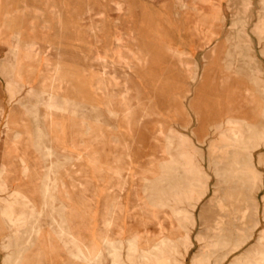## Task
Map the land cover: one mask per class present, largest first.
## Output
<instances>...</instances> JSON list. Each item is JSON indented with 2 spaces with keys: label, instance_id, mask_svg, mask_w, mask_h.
<instances>
[{
  "label": "rangeland",
  "instance_id": "374dc122",
  "mask_svg": "<svg viewBox=\"0 0 264 264\" xmlns=\"http://www.w3.org/2000/svg\"><path fill=\"white\" fill-rule=\"evenodd\" d=\"M196 1L0 0V264H94L96 252L100 255L99 264H129L127 244L133 241L135 242L132 244L136 247L131 256L137 260L140 256L143 218L135 207L131 209L128 200L135 190L133 186H137L139 200L143 199L141 202L144 206L162 208L166 207L167 202L165 198H153L155 186L159 184L167 187L166 183L175 186L184 184L182 174L185 171L180 164H176L177 162L171 163V178L164 179V166L168 165V161L152 162L144 159L148 153L156 150L166 159L169 157L173 160L170 155H174L177 161L182 160L180 152H184L185 159L192 161L199 169L197 174L206 179L208 189L200 198L197 196L200 183L198 179H193L195 186L192 185V192L178 204L186 212L185 220L188 224V244L186 249H180V261L181 264H190L203 246L197 236L209 233L206 231V225L217 215L227 219L223 215L224 212L218 211L211 201L217 182L215 169L219 164L217 154L210 155V149L216 144L223 145L222 134L227 130L229 119L238 124L247 122L256 130L257 135H261L259 142L247 144L254 171L260 178V184L258 182L253 189L256 200L255 214L248 213L241 222L234 220L235 227L244 230L253 223L252 233L236 250L223 254L219 261L212 260L203 264H245V257L254 262V252L262 245L259 239L264 237V0H211L208 5H217L223 20L215 29V38L201 50L197 46L196 36L192 33L195 21L193 9L206 4H197ZM239 12L244 15L245 29L252 45L251 52L248 57H229L226 52L231 49L233 42H227L225 39L231 31L235 14ZM96 23L100 27H96ZM90 26H94L95 31L87 29ZM217 43L222 46L218 55L221 59L219 71L209 57ZM24 52L26 53L23 54ZM175 52L179 54L178 58L174 55ZM98 57H103L106 64H109L107 78L112 75L109 73L111 69V77L116 76L114 66L126 67L125 78L128 81L122 80L119 83L121 85L113 88L116 93L126 90L127 97L137 95V105L130 106L129 102L124 105L117 104L118 98L105 99L106 109L111 108L112 114L104 108H99L101 111L97 117L103 118L104 124L94 128L95 137L91 138L92 142H88L98 151H102L93 156L89 155V161L96 167L92 175L96 179L95 182L101 184L96 185L95 206L88 212L84 203L80 202V217L51 219L45 216L48 208L45 200L39 202L36 208L26 200L29 199L30 187L26 180L24 181L23 167L27 161H31L32 156L41 155L26 153L24 147L41 146L42 140L46 139L38 133L41 131L38 127L45 126L41 124L44 117L31 112V109L38 110L42 97V102L47 100L45 86L51 81L50 77L52 79L58 71L66 77L65 84L72 96L85 102L87 107L99 102L92 89L94 74L98 75L100 71L92 69L94 60ZM181 61L195 63L197 72L194 79L189 76ZM137 62H140L139 66ZM17 73L19 77L15 75ZM217 73L221 83L218 95L215 93ZM115 79L119 80L118 77ZM50 90L52 89H49V92ZM123 106L128 111L121 112ZM31 121L32 130L35 126L38 128L36 139L30 136ZM10 139L16 141L13 146L18 149L14 151L19 153H14L16 157L8 161L5 140ZM168 140H171L172 144H168ZM45 142L44 144H47V140ZM158 142L165 143V147L158 148ZM85 156L81 154L78 160L84 168L87 163ZM260 158L262 162L259 163ZM114 173L118 175L112 176ZM88 176L86 169L80 170L81 178ZM106 181L109 186L105 187L102 182ZM84 188L81 186V196ZM35 212L38 216L32 217L31 214ZM93 213L94 217L91 216ZM51 220L55 221V228L51 227ZM229 228L232 230V226ZM49 231L53 232L52 236H48L51 235L48 234ZM99 234H109L113 241H102ZM51 239L58 247L55 250L47 249ZM69 239L72 242L71 249L59 248L64 247ZM5 244L7 247H4ZM226 250L227 248H224L217 253ZM65 253L70 254L71 260L65 258ZM240 257L243 261L238 262Z\"/></svg>",
  "mask_w": 264,
  "mask_h": 264
},
{
  "label": "bare ground",
  "instance_id": "6f19581e",
  "mask_svg": "<svg viewBox=\"0 0 264 264\" xmlns=\"http://www.w3.org/2000/svg\"><path fill=\"white\" fill-rule=\"evenodd\" d=\"M197 4L203 3L206 5H198V8L193 9L195 10V21L193 23V29H192V33L196 36V40H197V46L199 48V50L203 49L211 40H213L216 36L215 34V29H217L219 27V25L221 24L223 18L221 15V12L219 10V7H217V5H208L210 4L211 0H197L196 1ZM52 10V9H51ZM243 14L242 13H236L235 14V20L233 21V26L231 27V31L228 33V35L226 36L225 41L229 42H233V45L231 47L230 50H228L226 52V55L229 57H233L235 55H240V56H244V57H248L250 52H251V41L247 35L246 29H245V21L243 18ZM95 23V22H94ZM99 24H101L100 22H98ZM98 24V25H99ZM96 27H100L102 26V24L100 26L97 25V23L95 24ZM247 25V24H246ZM103 27V26H102ZM101 27V29H102ZM259 28V27H258ZM35 29V28H34ZM87 29H91L94 30L95 27L94 26H90V28L88 27ZM95 31V30H94ZM93 31V32H94ZM97 31V28H96ZM92 33V32H91ZM33 34V33H32ZM94 34V33H93ZM99 34V32H98ZM95 36V35H94ZM115 39H117L116 36H114ZM191 37V36H190ZM195 39V38H194ZM193 39V40H194ZM118 40V39H117ZM12 43V42H11ZM196 43V42H195ZM13 46V45H12ZM32 46V45H31ZM92 46V45H91ZM117 47V43L115 45ZM165 47V46H164ZM25 48V47H24ZM33 48V47H31ZM90 48V47H89ZM95 48V47H94ZM98 49V48H97ZM136 49V48H135ZM197 49V48H195ZM116 50V49H115ZM118 50V49H117ZM116 50V51H117ZM222 50V46L221 44H216L213 49L211 50L209 57L212 58V61L214 63V65L217 67V70L219 71V67L221 64V59L218 57L219 52ZM14 51V50H13ZM11 50V52H13ZM38 52V51H37ZM128 52V51H127ZM168 52V51H167ZM200 52V51H199ZM198 52V53H199ZM17 53V51H16ZM26 52H24L23 54H25ZM131 53V52H130ZM140 53V52H138ZM201 53V52H200ZM199 53V54H200ZM221 53V52H220ZM57 54V53H56ZM59 54V53H58ZM119 54V53H118ZM142 54V53H141ZM15 55V53H14ZM29 55V54H28ZM37 55V54H36ZM34 54V56H36ZM174 55L178 58L179 54L177 52L174 53ZM189 55V54H188ZM187 55V57H188ZM55 56V55H54ZM134 56V55H133ZM140 56V54L138 55ZM146 56V55H145ZM181 56V55H180ZM13 57V56H12ZM56 57V56H55ZM96 57V56H95ZM194 57V56H193ZM202 57V56H200ZM208 57V55H207ZM119 58V57H118ZM118 58H116L117 60H119ZM136 58V57H135ZM140 58V57H139ZM20 59V58H19ZM134 59V57H133ZM193 59V58H192ZM121 60V58H120ZM135 60V59H134ZM137 60V59H136ZM140 61V59H138ZM137 60V61H138ZM179 60V59H178ZM202 60V59H201ZM95 63L94 65H92V69H99V74L97 75L98 78L100 79V81L102 80L104 81H108L107 79V70H108V65L106 64L104 58H100L98 57L97 59L94 60ZM116 61V60H115ZM195 61V58H194ZM203 61V60H202ZM15 62V61H14ZM109 62V61H108ZM114 62V61H113ZM126 62V61H125ZM144 62V61H143ZM182 62V61H181ZM179 62V63H181ZM139 63V64H138ZM185 69L187 70L189 76L191 78L194 79V77L196 76V72H197V66L195 65V63L191 62V61H183L182 62ZM16 64V63H14ZM56 64V63H55ZM129 64V62L127 63V65ZM138 66L140 65V62H137ZM143 64V63H142ZM19 65V64H18ZM125 65V64H123ZM180 65V64H179ZM14 66V65H13ZM112 66V65H111ZM130 67V65H128ZM134 66V65H133ZM132 66V67H133ZM18 67V66H17ZM30 67V66H29ZM115 67V66H114ZM135 67V66H134ZM56 69V68H55ZM199 69V68H198ZM40 70V69H39ZM55 72V71H54ZM16 73V72H15ZM218 74V73H217ZM15 75H19L18 73ZM113 75V74H112ZM111 75V76H112ZM95 76V75H94ZM110 76V77H111ZM19 77V76H18ZM60 76L57 75V72L54 76H52V79L50 77V82L45 86V91L48 93L49 89H53L54 87V83L56 81H58ZM114 78V77H113ZM20 79V78H18ZM97 79V78H96ZM48 80V79H47ZM255 80V79H254ZM124 81H128L127 78L124 79ZM48 82V81H47ZM263 82V81H262ZM260 83V82H259ZM220 77L219 74L216 76V95L219 94L220 92ZM258 84V82H257ZM56 85V84H55ZM59 85V84H58ZM111 85V84H110ZM109 85V86H110ZM43 85H41L42 87ZM104 86V85H103ZM112 86V85H111ZM40 87V86H39ZM20 88V87H19ZM44 88V86H43ZM135 89V88H134ZM263 89V88H262ZM55 90V89H54ZM53 90V91H54ZM41 91V90H40ZM51 91V90H50ZM57 91V90H56ZM106 95L109 94L107 92V89L104 90ZM42 92V91H41ZM44 92V91H43ZM246 92V91H245ZM249 92V91H247ZM40 93V92H39ZM137 93V92H136ZM247 94V93H246ZM262 94V93H261ZM51 96V94H50ZM137 95H131L130 97L126 98V102H129L131 105L130 106H136L137 102L135 100V97ZM264 96V94H263ZM250 97V96H249ZM252 97V96H251ZM107 98V97H106ZM124 98V96H123ZM122 98V99H123ZM108 99V98H107ZM50 100V98H49ZM111 100V99H109ZM108 100V101H109ZM65 101V100H64ZM63 101V102H64ZM105 101V100H104ZM253 101V100H252ZM251 101V102H252ZM51 102V101H50ZM54 103V102H53ZM52 103V104H53ZM109 103V102H108ZM107 103V104H108ZM115 103V102H114ZM122 103V102H121ZM244 103H249L247 101H244ZM119 104V103H117ZM251 104V103H250ZM253 104V103H252ZM49 105V102H48ZM66 105V104H65ZM62 106V105H61ZM110 106V105H109ZM118 106V105H117ZM126 106V105H125ZM227 106V105H226ZM50 107V105H49ZM55 107V106H54ZM63 107V106H62ZM104 107V106H103ZM127 107V106H126ZM126 107H122L123 109L121 110V112H126L128 111L126 109ZM225 107V105H224ZM76 108V107H75ZM137 108V107H136ZM229 108V107H228ZM255 108V107H254ZM257 108V107H256ZM2 109V108H1ZM16 109V108H14ZM13 109V110H14ZM64 109V108H63ZM62 109V111H63ZM141 109V108H140ZM227 109V108H226ZM261 109V107H260ZM259 109V110H260ZM57 110V109H55ZM137 110V109H136ZM51 111V110H50ZM49 111V113H50ZM73 111V110H72ZM138 111V110H137ZM53 112V111H51ZM56 112V111H55ZM69 112V111H67ZM114 112V111H113ZM233 111H231L232 113ZM17 113V112H16ZM64 113V112H63ZM72 113V112H71ZM141 113V111H140ZM198 114H200V112H197ZM229 113V112H228ZM259 113V112H258ZM18 114V113H17ZM48 114V113H47ZM46 114V115H47ZM54 114V112H53ZM52 114V115H53ZM221 114V113H220ZM14 115V114H13ZM45 115V114H44ZM51 115V114H50ZM51 115V116H52ZM124 115V114H123ZM131 115V114H130ZM48 116V115H47ZM126 116V115H124ZM12 117V116H11ZM15 117V116H14ZM46 117V116H45ZM56 117V116H54ZM113 117V116H112ZM117 117V116H116ZM121 117V115H120ZM240 117V116H239ZM71 118V117H70ZM127 118V117H126ZM20 119V117H19ZM48 119V118H47ZM58 119V118H57ZM125 120V118H123ZM129 117H128V122H129ZM233 119V118H232ZM16 120V119H14ZM50 120V119H49ZM49 120H47L48 122H50ZM52 120V119H51ZM56 120V119H55ZM68 120V119H67ZM71 120V119H70ZM121 120V119H120ZM10 121V119H9ZM8 121V122H9ZM35 121V120H34ZM54 121V120H53ZM122 121V120H121ZM126 121V123H127ZM137 121V120H135ZM202 121V120H201ZM227 121V120H226ZM234 121V120H233ZM233 121H231L230 119L228 120V127L227 130L225 132V134H222V142L223 145H214L211 147L210 149V155H216L217 157V163L219 164V166L215 169V175L217 177V179L215 181L216 184L214 185V189H213V193H212V198L211 201H213L215 207L217 208L218 211L224 212L223 215H225L227 217L226 220L223 219L222 215H217L216 218H214L212 220V222L210 224L206 225V231H209L208 234H202V235H198L197 238L198 240H201L203 242V246L202 249L193 257V259L190 261V264H203L207 261H214L217 262L221 259V257L223 256V254L229 253L233 250H236L241 244H243L247 239H249L250 235H251V231H252V226L253 223L247 227H245L246 229H241L239 227H235V221L234 220H239L240 222L243 221L242 219H244V216H246L248 213H252L255 214V207H256V200L254 198V194H253V189L255 188V186L258 184H260V178L259 176L256 175L255 171H254V167L251 161V157L249 155L248 152V147L247 144L248 143H252V142H259V140H261V135L258 134L256 130H254L249 123L244 122L243 124H238V123H234ZM242 121V120H241ZM13 122V121H12ZM55 122V121H54ZM224 122V121H223ZM135 123V122H134ZM17 124V123H16ZM19 124V123H18ZM153 124V123H152ZM157 124V123H156ZM21 125V124H20ZM128 125V124H127ZM145 125V124H144ZM148 125V124H147ZM145 125V126H147ZM151 125V124H149ZM22 126V125H21ZM84 126V125H83ZM153 126V125H152ZM16 127V126H15ZM19 127V126H18ZM17 128V127H16ZM102 128V127H101ZM110 128V127H109ZM128 128V127H127ZM151 128V127H149ZM13 129V128H11ZM10 129V130H11ZM53 129V128H52ZM146 129V128H144ZM155 129V128H154ZM84 130V129H83ZM86 131V129H85ZM148 132V130H146ZM14 132V131H13ZM55 132V131H54ZM87 132V131H86ZM99 132V131H98ZM102 134V133H100ZM151 135V133H149ZM74 135V134H73ZM72 135V136H73ZM109 135V134H107ZM106 135V136H107ZM158 135V134H156ZM176 135V134H175ZM71 136V135H70ZM75 136V135H74ZM100 135H96V137H99ZM59 137V136H58ZM66 137H68L66 135ZM95 137V135H94ZM108 137V136H107ZM148 138V137H147ZM152 138V137H151ZM36 139V137H35ZM34 139V140H35ZM68 140V138H65ZM72 139V138H71ZM73 139H75L73 137ZM96 139V138H95ZM2 140V139H1ZM79 140V139H78ZM108 140V139H107ZM156 140V139H155ZM154 140V141H155ZM74 141V140H73ZM106 141V140H105ZM220 141V140H219ZM6 145H7V149L6 152L11 151V153H7L6 158L8 161H10L9 159H13L16 157V155H14L13 151H14V143L16 144V141H14L13 139L5 140ZM28 142V141H27ZM90 142V141H89ZM96 142V141H95ZM112 142V141H111ZM118 142V141H117ZM148 142V141H147ZM157 142V141H155ZM35 143V142H34ZM105 144H107L106 142H104ZM113 143V142H112ZM168 144L171 143V140L167 141ZM66 144V143H65ZM146 144V143H145ZM172 144V143H171ZM1 145V144H0ZM14 145V146H13ZM57 145V144H55ZM99 145V144H98ZM114 145V143H113ZM150 145V144H149ZM179 146H181V144H178ZM253 145V144H252ZM24 146V145H23ZM35 146V145H34ZM77 146V145H76ZM74 146V147H76ZM84 146V145H83ZM148 146V145H147ZM158 148H164L165 147V143L163 144V142H158ZM178 146V147H179ZM259 146V145H258ZM40 147V146H39ZM58 147V146H57ZM61 148H63V146H60ZM107 147V146H106ZM125 147V146H123ZM146 147V146H145ZM108 148V147H107ZM127 148V147H126ZM124 148V150L126 149ZM257 148V147H256ZM5 149V148H4ZM3 149V151H4ZM10 149V150H9ZM22 149V148H21ZM40 149V148H39ZM94 149V148H92ZM121 149V148H120ZM123 149V148H122ZM160 149V150H162ZM171 148H167V150H169ZM253 149V148H251ZM38 150V149H37ZM65 150V149H64ZM97 150V148H96ZM114 150V148L112 149ZM116 150V149H115ZM21 151V150H20ZM28 151V150H27ZM40 151V150H39ZM47 151H49V149H47ZM98 151V150H97ZM122 151V150H121ZM147 151V150H145ZM164 151V150H163ZM18 152V151H17ZM123 152V151H122ZM39 153V152H38ZM46 153V152H45ZM100 153V152H99ZM106 153V152H105ZM112 153V152H111ZM128 153V152H127ZM167 153V151L165 152ZM164 153V154H165ZM5 154V153H4ZM23 154V153H22ZM114 154L116 155V153L114 152ZM113 154V155H114ZM120 154V153H119ZM142 154V153H141ZM147 154V152H146ZM173 154V153H172ZM21 155V153H20ZM85 155V154H84ZM100 155V154H99ZM98 155V156H99ZM107 155V154H106ZM105 155V156H106ZM111 155V154H110ZM180 155L182 157L181 161H177L174 158V155H170L172 156L173 160H170L169 157H163L161 155V153H159L158 150H156L155 152H151L148 153L145 157L144 155V159L146 161H159V160H166L168 161V165H165V174L164 175V179H169L168 177H170L171 173H172V162L176 163V164H180L183 168H184V173L182 174V179L184 181L183 185H170L169 183L167 185V187L164 186H160L159 184H157L154 188V193L155 195H153L154 199L157 198H165L167 205L166 207H162V208H153L152 206H144V204H142L143 202H141L139 193L137 191V186H133L134 187V192L132 193V191L130 193H132L131 195V199L130 200V204H131V209L132 207L138 211V213L140 214L139 216H142L141 218V226L143 229V235L141 242L139 243V249H140V256L137 260H134L131 256L132 255V251H134V247H136L135 245H133L132 243L135 242L133 241L132 243L130 242L129 244H127L128 247V251H127V261L129 262V264H181L180 261V257L182 256L181 254V248L186 249L187 244H188V230H187V221L185 220V211L180 208L178 206L179 202H181L183 199L187 198L189 196V194L192 192V185L195 186V183L193 179H198V182L200 183V190L197 192V196L200 198V196L203 195V193L208 189V186L206 184V179L203 175L197 174V170H199L195 164L188 160L185 159V153L184 152H180ZM5 156V155H4ZM23 156V155H22ZM21 156V157H22ZM45 156V155H44ZM49 156V155H48ZM93 156V155H92ZM109 156V154H108ZM43 157V156H42ZM101 157V156H100ZM99 157V158H100ZM111 157V156H110ZM119 156H117L118 158ZM122 157V155H121ZM192 157V156H191ZM94 158V157H93ZM96 158V157H95ZM120 158V157H119ZM118 158V159H119ZM128 158L130 159V156L128 155ZM27 159V158H26ZM25 159V160H26ZM92 159V158H90ZM127 159V157H126ZM23 160V159H22ZM24 160V161H25ZM29 160V157H28ZM97 160V159H95ZM106 160V159H105ZM14 161V160H13ZM92 161V160H91ZM109 161V160H107ZM113 163V160H111ZM131 161V160H130ZM29 161H27L28 163ZM93 162V161H92ZM117 162L119 163V160H117ZM262 162V158L259 159V163ZM24 163V162H22ZM103 163V162H102ZM105 163V162H104ZM116 163V161H115ZM159 164V162H157ZM18 164V163H17ZM131 164V163H130ZM152 164V163H151ZM217 164V165H218ZM5 165V164H4ZM29 165V164H27ZM126 165V164H125ZM26 166V165H25ZM130 166V165H129ZM128 166V167H129ZM159 166V165H158ZM2 167V165H1ZM22 166H20L21 168ZM24 168V167H23ZM163 168V169H164ZM1 169V168H0ZM46 169V168H45ZM162 169V168H161ZM109 170V169H108ZM115 170V169H114ZM8 171V170H7ZM25 171V170H24ZM116 171V170H115ZM83 172V171H82ZM171 172V173H170ZM175 172V171H174ZM25 173V172H24ZM117 173V172H116ZM112 174L113 175H118V174ZM144 174V173H142ZM176 174V173H175ZM174 174V175H175ZM44 175V174H43ZM48 175V174H47ZM45 174V176H47ZM139 175V174H136ZM177 175V174H176ZM15 176V175H14ZM155 176V175H154ZM119 177V176H118ZM44 178V177H43ZM48 178V177H47ZM81 178V177H80ZM83 178V177H82ZM120 178V177H119ZM137 178V177H136ZM139 178V177H138ZM155 178V177H154ZM171 178V177H170ZM46 179V178H45ZM112 179V177H111ZM141 179V178H139ZM173 179V178H172ZM50 180V179H49ZM118 180V179H117ZM116 180V181H117ZM120 180H122L120 178ZM145 180V179H144ZM91 181V180H90ZM123 181V180H122ZM161 181V180H159ZM107 182V181H106ZM124 182V181H123ZM131 182V181H130ZM134 182V181H133ZM163 182V181H162ZM46 183V182H45ZM108 183V182H107ZM116 183V182H115ZM114 183V184H115ZM164 183V182H163ZM23 184V183H22ZM51 184V183H49ZM106 184V183H105ZM112 184V185H114ZM117 184V183H116ZM126 184V183H125ZM224 185V187H221V185ZM41 185V184H40ZM138 185V184H137ZM116 187V185H114ZM28 187V186H27ZM51 187V186H50ZM142 187V186H141ZM28 189V188H26ZM25 189V191H26ZM117 189V188H116ZM151 189V188H150ZM30 190V189H29ZM10 191V190H9ZM24 191V190H23ZM31 191V190H30ZM29 193H32L30 192ZM141 191V190H140ZM22 192V191H21ZM144 192V191H143ZM25 193V192H24ZM124 193V192H123ZM43 194V193H41ZM47 194V193H46ZM124 195V194H123ZM15 196V195H14ZM39 196V195H38ZM125 196V195H124ZM150 196V194H149ZM24 197V195H23ZM26 197V196H25ZM44 197V196H43ZM47 197V196H46ZM48 198V197H47ZM87 198V196H86ZM130 198V196H129ZM148 197L146 196V199ZM195 198V197H193ZM10 199V198H9ZM28 200V199H26ZM30 200V199H29ZM145 200V199H144ZM152 200V198H151ZM194 200V199H193ZM156 201V200H155ZM159 201V200H158ZM29 202V201H28ZM45 202H47L45 200ZM30 203V202H29ZM78 203V202H77ZM150 203V202H149ZM186 204V202H184ZM190 203V202H189ZM191 204V203H190ZM44 207V206H43ZM106 207V206H105ZM52 208V206H51ZM187 208V206H186ZM107 209V208H105ZM116 210V208H115ZM134 210V209H133ZM132 210V211H133ZM41 211V210H40ZM97 211V210H96ZM114 211V210H113ZM118 211V210H117ZM31 213V212H29ZM119 213V212H118ZM34 215V214H32ZM37 215V214H36ZM101 215V214H100ZM80 217V216H79ZM252 217V216H249ZM60 218V216H59ZM138 218V217H137ZM33 219V218H32ZM35 219V218H34ZM131 219V217H130ZM135 219V218H134ZM250 220V218H249ZM253 220V219H252ZM28 221V220H27ZM106 221V220H104ZM118 221V220H117ZM234 221V222H233ZM109 222V221H108ZM255 222V220L253 221ZM61 223V222H60ZM106 223V222H105ZM104 223V224H105ZM29 224V223H28ZM31 224V223H30ZM33 224V223H32ZM102 224H103V220H102ZM108 224V223H107ZM110 224V222H109ZM108 224V225H109ZM107 225V226H108ZM111 225V224H110ZM229 226H232V230L229 228ZM246 226V225H245ZM109 227V226H108ZM107 227V228H108ZM111 227V226H110ZM34 228V227H33ZM36 228V227H35ZM39 228V227H38ZM120 228V226L118 227ZM140 229V230H142ZM34 230V229H33ZM100 230V229H99ZM22 231V230H20ZM40 231V230H39ZM138 231V230H137ZM142 233V231H140ZM26 233V232H25ZM35 232H33L34 234ZM136 233V232H135ZM139 233V231H138ZM42 234V232H41ZM17 235V234H16ZM21 235V234H20ZM100 238L102 241H110L112 242L113 239L110 237L109 234H99ZM113 235V234H112ZM117 235V234H116ZM135 235V234H134ZM137 235V234H136ZM18 236V235H17ZM43 236V235H42ZM133 236V234H132ZM20 237V236H18ZM17 237V238H18ZM27 237V236H26ZM24 237V238H26ZM117 237V236H116ZM137 237V236H136ZM133 238V237H132ZM135 238V237H134ZM139 238V237H138ZM137 238V240H139ZM31 239V238H30ZM39 239V238H38ZM43 239V238H42ZM131 239V238H130ZM136 239V238H135ZM190 239V238H189ZM59 240V239H58ZM133 240V239H132ZM60 241V240H59ZM140 241V240H139ZM7 242V241H6ZM10 242V241H9ZM48 242V241H46ZM260 244H262L260 246V249L258 246V249L255 250L254 252V262H251L249 258H244L245 260V264H264V237H261L259 239ZM27 243V242H26ZM65 243V242H64ZM145 243V244H143ZM7 244V243H6ZM5 244L4 247H7V245ZM28 244V243H27ZM30 244V242H29ZM202 244V243H200ZM10 245V243H9ZM26 245V244H25ZM30 246V245H29ZM138 246V244H137ZM28 247V245H27ZM26 247V248H27ZM48 247V246H47ZM74 247V246H73ZM263 247V248H262ZM30 248V247H29ZM34 248V244L33 247ZM224 248H227V250L225 252L222 253H217V251L219 250H223ZM67 249V248H66ZM11 251V249H10ZM36 251V250H34ZM254 251V250H253ZM26 252V251H25ZM37 252V251H36ZM50 252V251H49ZM80 252V251H79ZM78 252V253H79ZM34 253V252H33ZM51 253V252H50ZM138 253V251H137ZM36 254V253H35ZM38 254V253H37ZM82 254V253H81ZM135 254V253H133ZM186 254V253H185ZM68 255H70L68 253ZM74 255V254H73ZM76 255V254H75ZM99 253L96 252L95 254V260L93 261L94 264H99ZM248 256V255H247ZM9 257V256H8ZM24 257V256H23ZM34 257V256H32ZM38 257V255H37ZM51 257V256H50ZM25 258V257H24ZM36 258V256H35ZM136 258V257H135ZM242 257L238 258V262L243 261V259H241ZM21 259V258H20ZM38 260L40 259L39 257L37 258ZM82 259V258H81ZM10 260V258H9ZM86 260V259H85ZM8 262V261H7ZM20 262V261H18ZM68 262V261H67ZM23 263V261H22ZM25 263V262H24ZM38 264V263H35ZM68 264V263H67ZM70 264V263H69Z\"/></svg>",
  "mask_w": 264,
  "mask_h": 264
},
{
  "label": "crops",
  "instance_id": "0c3cea01",
  "mask_svg": "<svg viewBox=\"0 0 264 264\" xmlns=\"http://www.w3.org/2000/svg\"><path fill=\"white\" fill-rule=\"evenodd\" d=\"M112 70L113 69H111V71L109 72L110 74H113ZM125 71H127L126 67H114L116 76L114 78L109 77L107 78L108 81L106 80L104 82L102 80L100 81L98 76L94 74L95 76L93 78L94 80L92 89L94 95L99 98V102L93 103L90 107H87L85 102L72 96L65 84V82H67L66 77L63 74H60V71H58L57 74H59L60 77L58 81H56V85L54 84V87H56L53 88L50 92L48 91V94L46 95L47 100L45 102H42V100H44L42 97L40 100L41 104L38 103L40 109L38 108V110L36 111L31 109V112H35L40 117H44V121H41V124L45 126L38 127L41 130L38 133H40V137H46L45 141L47 140V144H44L46 142L42 140L43 145H41L40 147L37 145L24 147L26 153H30L33 155L40 154L41 156L31 157V161L25 164V173L23 174V176L24 181L26 180V184L30 187V192H32L29 195L30 200L28 199L32 204L31 206L33 208H36L39 202H42L43 200L47 201L48 208L46 210V217L51 219H59V216L63 219H70L73 217L76 218L81 216L82 211L80 210V202L84 203V206H86L87 209L86 211L88 212L92 211V207L95 206V202L97 200L95 198L96 185L101 186V184H97L95 182L96 179L93 176V172L96 171V167L89 161V155L97 154V152L101 153L102 151H100L101 149L97 151L96 147L94 145H89L88 142H92L91 138L94 137V128L97 126H102L104 124V119L101 117H97L99 116L101 111V109L99 108H104L109 114H112L111 108L106 109V102L104 100L107 98H118L116 99V101H118L119 104H125L127 98L126 90H124L123 93H116V91H114L115 89L113 88L121 85L119 83L120 81L125 79ZM117 77L119 78V80L115 79ZM106 89L109 93L107 95L104 91ZM48 102L50 107L48 105ZM41 107H43V109H41ZM50 110L53 111L54 114ZM50 114L53 115L51 116ZM47 120H49L50 122H48ZM32 123L33 122L31 121L32 133L30 136L37 137L38 128L34 125L35 128L34 130H32ZM85 129L87 132L85 131ZM66 135L68 137H66ZM73 137L75 139H73ZM65 138H68V140ZM60 146H63V148H61ZM16 149H18V147H15V150ZM47 149H49V151H47ZM8 153H11V151H8ZM13 153H19V151H13ZM81 154L86 155L85 157L87 159V163H85V168L84 166L81 167L78 161ZM27 164H29V167H27ZM84 169L89 172V176L80 178V170ZM101 169H103V167H101ZM45 174L48 175L45 176ZM102 183L105 187L109 186V183L107 182H105L106 184L104 182ZM81 186L85 187L83 189L85 191L82 193V196L80 191ZM33 214L34 215L31 214L32 217L38 216L36 215V212ZM91 216L94 217L95 213H93ZM49 223L52 224V228H55V221L51 220L49 221ZM72 223L74 222L72 221ZM53 231L57 232L56 230ZM48 234H51L48 236H52L53 232L49 231ZM50 242L51 244L48 245V250H55L58 248L54 240L51 239ZM70 244H72V242L69 239L64 247L59 248L71 249ZM65 254V258L67 260H71V256H69L68 253Z\"/></svg>",
  "mask_w": 264,
  "mask_h": 264
}]
</instances>
